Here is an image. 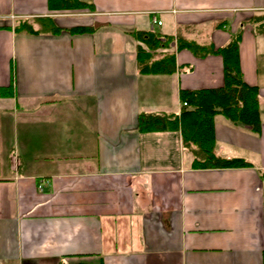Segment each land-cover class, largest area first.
Instances as JSON below:
<instances>
[{
  "label": "crops",
  "instance_id": "1",
  "mask_svg": "<svg viewBox=\"0 0 264 264\" xmlns=\"http://www.w3.org/2000/svg\"><path fill=\"white\" fill-rule=\"evenodd\" d=\"M79 1L91 11L0 0V264H264V0ZM48 18L59 33L13 32ZM134 31L214 50L240 34L262 124L216 115L213 154L250 167L195 168L179 128L138 131L224 73L219 55L181 49L173 74L143 75Z\"/></svg>",
  "mask_w": 264,
  "mask_h": 264
},
{
  "label": "trees",
  "instance_id": "2",
  "mask_svg": "<svg viewBox=\"0 0 264 264\" xmlns=\"http://www.w3.org/2000/svg\"><path fill=\"white\" fill-rule=\"evenodd\" d=\"M50 11L77 12L90 10L91 6L79 0H47ZM39 29H34L27 20L17 21L13 32L29 34H57L62 29L57 27L51 18L38 21ZM91 28H72L70 33L91 32ZM130 36L137 42L135 60L138 70L143 75H171L177 69L175 64L176 50L187 49L195 56L219 55L223 61L224 84L217 89L181 90V106L178 117L161 114H141L138 118L139 132H156L176 130L179 128L182 142L195 148V168H235L250 167L251 164L239 158H219L214 156L213 120L220 115L232 125H242L251 132L259 133L260 119L259 89L248 86L242 80L238 64V44L240 34L233 35L222 48L212 49L176 39V46L171 36H162L154 31H134ZM174 48V49H173ZM173 49V50H172ZM3 95V89L0 96ZM264 176V174H262Z\"/></svg>",
  "mask_w": 264,
  "mask_h": 264
},
{
  "label": "built area",
  "instance_id": "3",
  "mask_svg": "<svg viewBox=\"0 0 264 264\" xmlns=\"http://www.w3.org/2000/svg\"><path fill=\"white\" fill-rule=\"evenodd\" d=\"M151 20H152V23H153V24H156V25H160V24H161L160 21L157 20V18H156L155 15H153V16L151 17Z\"/></svg>",
  "mask_w": 264,
  "mask_h": 264
},
{
  "label": "rangeland",
  "instance_id": "4",
  "mask_svg": "<svg viewBox=\"0 0 264 264\" xmlns=\"http://www.w3.org/2000/svg\"><path fill=\"white\" fill-rule=\"evenodd\" d=\"M66 13H70V12H63V13H60L62 16H66L67 14ZM160 32V31H159Z\"/></svg>",
  "mask_w": 264,
  "mask_h": 264
}]
</instances>
